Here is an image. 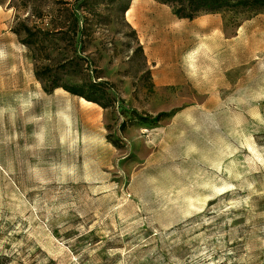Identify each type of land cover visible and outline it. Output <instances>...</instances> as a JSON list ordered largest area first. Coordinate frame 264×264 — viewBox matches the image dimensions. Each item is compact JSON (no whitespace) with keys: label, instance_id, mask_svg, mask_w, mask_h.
Segmentation results:
<instances>
[{"label":"rangeland","instance_id":"rangeland-1","mask_svg":"<svg viewBox=\"0 0 264 264\" xmlns=\"http://www.w3.org/2000/svg\"><path fill=\"white\" fill-rule=\"evenodd\" d=\"M198 17L0 0V264H264V10Z\"/></svg>","mask_w":264,"mask_h":264},{"label":"trees","instance_id":"trees-1","mask_svg":"<svg viewBox=\"0 0 264 264\" xmlns=\"http://www.w3.org/2000/svg\"><path fill=\"white\" fill-rule=\"evenodd\" d=\"M161 4H171L174 7V15L179 19L192 21L199 15L203 14H215L227 9H242L249 12H259L264 10V0H155ZM72 27L74 33L76 32L77 22L74 19ZM28 33L27 36H31L29 28H25ZM32 52V48H29ZM33 53V52H32ZM33 55H35L33 53ZM65 68V66H63ZM75 73L70 72V75ZM36 76L45 82L48 91L56 88H62L66 92L83 98L89 102L101 105L100 97L101 93L105 91L101 88L100 82H59L56 77V73L53 74L50 66H43L37 69ZM53 76L55 78H53ZM166 114L160 113L154 118H151L150 122L152 126H156Z\"/></svg>","mask_w":264,"mask_h":264},{"label":"crops","instance_id":"crops-1","mask_svg":"<svg viewBox=\"0 0 264 264\" xmlns=\"http://www.w3.org/2000/svg\"><path fill=\"white\" fill-rule=\"evenodd\" d=\"M198 19H199V17L193 19L192 21H188V22H190V23H195L196 25H199ZM179 20L187 21V20H184V19H179ZM170 81H171V80H169L168 77L163 78V83L170 82ZM159 123H160V122H159ZM159 123H158V124H159ZM158 124H157V125H158ZM157 125H156V126H152L150 129H152V130H153V129H156V128H157Z\"/></svg>","mask_w":264,"mask_h":264}]
</instances>
